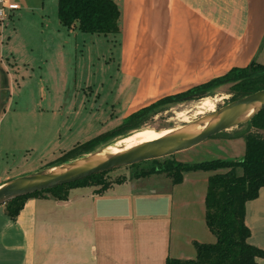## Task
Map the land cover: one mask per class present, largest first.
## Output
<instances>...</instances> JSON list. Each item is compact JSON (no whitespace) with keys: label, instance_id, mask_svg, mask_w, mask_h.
<instances>
[{"label":"rangeland","instance_id":"374dc122","mask_svg":"<svg viewBox=\"0 0 264 264\" xmlns=\"http://www.w3.org/2000/svg\"><path fill=\"white\" fill-rule=\"evenodd\" d=\"M10 2H16L19 8L6 10L4 21H0V185L85 156L58 162L76 147L119 127L126 112L124 103L134 95L139 81H129L122 71L118 35L69 30L60 23L58 0ZM257 62L264 64V58ZM233 84L227 82L210 88L202 93L203 98L220 99L219 109L233 101ZM203 98L162 105L139 128L116 135L95 150L132 145L126 142L138 129L166 131L181 127L187 122L178 117L179 112L194 108ZM152 102L155 100L149 105ZM246 128L245 123L227 132H241ZM236 139L241 141H229ZM237 151L246 152L245 139L222 133L187 150L159 158V163L153 159L108 171L101 177L107 184L96 186L99 191L104 190L127 175L150 169L166 159L187 163L240 160L244 156L238 157ZM159 178L155 175L141 179L143 188L151 193L156 191L154 188L161 190ZM93 192L94 188L88 187L76 193L85 200L67 212L53 202L45 207L39 203V214L45 208L44 212L55 218L69 213L76 216L82 206L85 211L92 210L85 225L80 220L70 242L55 236L52 249L44 256L48 264H166L163 254L172 219L170 201L157 202L158 205L147 200L132 202L124 196L116 197L112 191L93 200L90 196ZM3 206L6 208L5 204L0 208ZM32 211L30 207L27 212ZM251 242L264 245V235L257 233ZM258 261L264 264V258Z\"/></svg>","mask_w":264,"mask_h":264},{"label":"crops","instance_id":"0c3cea01","mask_svg":"<svg viewBox=\"0 0 264 264\" xmlns=\"http://www.w3.org/2000/svg\"><path fill=\"white\" fill-rule=\"evenodd\" d=\"M115 1L121 10L118 36L122 46V71L129 81L139 80L136 92L124 103L123 119L151 101L185 92L226 74L234 67H247L264 58V0ZM74 29L79 31L78 23L70 30ZM237 132L226 131L227 134ZM236 140L229 141H241ZM244 154L237 151L238 157ZM204 172L185 171L183 181L178 184L167 173L131 174L101 191L96 185L70 188L65 201L47 195L31 197L15 219L3 206L0 208V264H44V256H48L52 249L55 236L70 242L80 220L85 225L92 210L85 211L82 206L76 216L69 213L55 218L46 214L45 208L39 214V203L45 207L53 202L65 212L75 210L85 200L83 195L76 193L88 187L94 188L90 195L93 200L112 191L116 197L124 196L132 202L147 200L158 205L157 202L170 201L172 219L163 254L165 263L168 257L196 258L195 242H216L206 222L205 200L209 178L215 174L211 172L223 171ZM155 175L161 176L159 184L162 188H154L152 190L156 191L151 193L143 188L141 179ZM117 187L122 190H116ZM28 207L33 208L31 214L27 212ZM246 223L251 229L250 243L257 233L264 235V186L259 196L247 204ZM252 244L264 249L261 242Z\"/></svg>","mask_w":264,"mask_h":264},{"label":"trees","instance_id":"16d2710c","mask_svg":"<svg viewBox=\"0 0 264 264\" xmlns=\"http://www.w3.org/2000/svg\"><path fill=\"white\" fill-rule=\"evenodd\" d=\"M58 16L60 23L69 30L78 23V29L83 33L118 35L121 32V10L115 0H58ZM227 82L234 83L231 86L232 100L264 89V64L254 61L247 67H234L226 74L194 86L185 92L164 96L131 113L116 129L101 134L66 153L58 162L63 163L90 153L101 144L110 141L112 137L139 128L144 120L162 105L180 102L189 96L202 94L210 88ZM246 125V130L228 134L230 137H243L246 141V152L244 158L240 160L216 159L187 164L166 159L150 169H143L135 174L148 176L167 173L174 183L178 184L183 181L185 171L226 169L210 176L205 200L206 222L215 235L216 242H195L196 258L168 257L166 264H261L258 260L264 258V249L250 243L251 229L246 223V213L248 202L256 199L264 186V110ZM222 133L226 131L220 134ZM154 160L159 163L157 159ZM107 172L14 198L5 204L7 213L15 219L31 197L47 195L65 201L68 199L70 188L92 185L104 187L107 183L101 177Z\"/></svg>","mask_w":264,"mask_h":264},{"label":"water","instance_id":"95a60500","mask_svg":"<svg viewBox=\"0 0 264 264\" xmlns=\"http://www.w3.org/2000/svg\"><path fill=\"white\" fill-rule=\"evenodd\" d=\"M195 97L203 98V94H194L185 100ZM262 110H264V89L233 100L156 140L130 147L122 153L105 154L102 152L107 148L105 147L72 161L8 180L0 185V205L20 196L67 185L99 173L174 155L221 132L248 123ZM208 120H212L210 126L198 128Z\"/></svg>","mask_w":264,"mask_h":264},{"label":"bare ground","instance_id":"6f19581e","mask_svg":"<svg viewBox=\"0 0 264 264\" xmlns=\"http://www.w3.org/2000/svg\"><path fill=\"white\" fill-rule=\"evenodd\" d=\"M219 100L220 99L214 97L203 98L200 102H198L196 106H194V108L179 112L178 117L184 122H191L192 120L204 114H207L208 112H214L217 109V102ZM191 115H193V117ZM211 124H212V120H208L207 122L200 124L198 128H205L210 126ZM171 131H173V129L166 131H158L154 128L138 129L131 133L132 134L131 137L126 142L127 144H132V145L115 150L105 149L102 150V152L109 155L122 153L125 150L129 149L130 147L136 146L144 142H150L156 140L170 133Z\"/></svg>","mask_w":264,"mask_h":264},{"label":"built area","instance_id":"2783aa9c","mask_svg":"<svg viewBox=\"0 0 264 264\" xmlns=\"http://www.w3.org/2000/svg\"><path fill=\"white\" fill-rule=\"evenodd\" d=\"M18 4L12 3L9 0H0V21H4L6 10L17 9Z\"/></svg>","mask_w":264,"mask_h":264},{"label":"flooded vegetation","instance_id":"af4514ba","mask_svg":"<svg viewBox=\"0 0 264 264\" xmlns=\"http://www.w3.org/2000/svg\"><path fill=\"white\" fill-rule=\"evenodd\" d=\"M4 94H5V92H4ZM4 94H3V95H4Z\"/></svg>","mask_w":264,"mask_h":264}]
</instances>
